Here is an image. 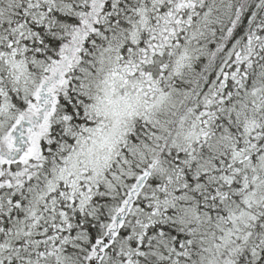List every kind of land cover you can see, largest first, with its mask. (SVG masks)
Wrapping results in <instances>:
<instances>
[{
    "label": "snow or ice",
    "instance_id": "obj_1",
    "mask_svg": "<svg viewBox=\"0 0 264 264\" xmlns=\"http://www.w3.org/2000/svg\"><path fill=\"white\" fill-rule=\"evenodd\" d=\"M0 264H264V0H0Z\"/></svg>",
    "mask_w": 264,
    "mask_h": 264
}]
</instances>
